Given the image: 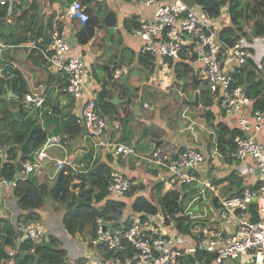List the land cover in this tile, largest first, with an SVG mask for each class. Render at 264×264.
I'll use <instances>...</instances> for the list:
<instances>
[{
    "label": "crops",
    "instance_id": "0c3cea01",
    "mask_svg": "<svg viewBox=\"0 0 264 264\" xmlns=\"http://www.w3.org/2000/svg\"><path fill=\"white\" fill-rule=\"evenodd\" d=\"M71 1L34 0V15L28 29L25 30L23 26L12 23V17L7 16L5 20L0 21V76H7L12 70H18L26 82L27 91L25 93L32 92L43 97L45 104L52 108L50 114L45 113L41 117L29 112L35 123L41 126L44 137L47 134L66 135L67 137L66 144H60V148L54 146L63 155L49 154L50 159L41 163L40 173L42 176L38 177L39 180H46L49 183L53 181L58 169H53L52 175L48 172L47 165L54 158L64 159L65 166L68 164L69 168L71 167L75 172L91 167L94 159L107 162L108 165L114 164L113 147L96 148L92 138L84 131L73 135L65 131L67 121L70 117L74 116L75 118L90 92L95 95L99 110L106 119L107 128L102 136L103 140L111 144L119 142L133 146L141 137L140 147L136 150L133 146L134 153L122 163L132 182L131 189L121 198V201L125 203L122 218H126L132 213V202L138 195L145 196L159 206L161 205L159 195L174 190V193L180 194L179 204L182 209L179 212L209 225L217 223V196L208 189L204 190V195H199L200 186L194 182L169 187L166 184L165 168L153 162L149 152L153 147V138L162 139L157 147L159 150L174 151L196 147L201 149L204 154V158L199 164L198 173L209 179L216 186L219 194L230 195L238 192L242 187L253 186L257 183L259 176L257 160L250 155L242 159H238L234 155L230 160H226L224 159L226 153H222L218 147V128L220 125L238 128L237 115L224 112L219 107L217 100L208 95L207 84L198 62L169 59V66L165 69L171 73L173 78L169 85L167 84L169 80L168 82L164 81L163 86L166 87V90L171 91L177 75L183 74L186 82H181V85L177 87V92L184 96L183 102L190 104L184 100H192L195 94H198V104H191L197 107V116L196 112L188 110L187 106L180 111V118L178 115L175 116L178 114L175 100L164 93L165 89L161 90L157 84L152 82L154 78L158 80L161 74V70L157 68L161 59L141 51V38L130 32V26L133 23L151 16L153 7L144 8L130 0L82 1L85 9L92 7L91 11L97 14L98 18H104L107 10H111L115 18L113 25L107 29L103 26H95L93 36L86 43H80L77 33L83 24L70 16L68 7ZM231 24L232 26L228 27L231 28L230 32L224 29L222 35L225 34L241 41L248 60L255 66V69L250 68L254 71V76L257 75L264 79V32L256 34L253 33L251 26L244 24L237 28L239 24L233 22ZM53 27H57L68 38L69 52L81 55L85 61L88 78L87 91L78 99L73 98L66 91L65 76L53 70L44 57V53L49 50V30ZM35 30L37 32L32 35ZM25 36L27 39L21 44L15 43L18 38ZM252 37L256 39L254 42L251 41ZM225 64L227 69L235 68L234 59L230 57L226 58ZM241 72L234 73L239 81H242ZM123 76L131 89L122 79ZM202 81L204 85L200 86ZM187 83L192 88L188 87ZM9 90L12 88L7 87L9 107L14 114L18 112L20 116V107L25 109L23 97L25 93L18 96L12 92L9 95ZM145 92L147 95L144 94ZM186 93H191V95L186 96ZM116 94H118L117 98ZM149 94L153 98L148 97ZM101 98L106 100L105 105L100 103ZM251 98L252 102L242 109V113L250 120L252 119L253 106L257 105V101L253 97ZM154 104L157 109L151 111ZM261 110L264 112V106ZM206 111L210 112L209 116L205 115ZM123 115L127 119V122H124L125 126L121 119ZM130 120L131 122L128 123ZM194 124H198L201 131L194 133L193 137L191 132L194 131ZM187 129L190 136L185 135ZM140 130L142 133L139 136ZM253 132L257 139L264 144V124ZM202 136L206 137L204 142H201ZM53 165H55L54 161ZM76 181L77 179L74 182ZM50 199L53 201L51 202L52 206L44 208V202L42 207L37 209L39 218L28 222L38 223L44 228L45 238L42 245L52 248H45L44 252L62 258L64 256H82L91 235L67 231L62 222L66 211L64 205ZM97 205L100 204L97 203ZM0 217L12 224L13 228L20 224L19 208L12 195V183H0ZM2 222H0V226H2ZM50 237L54 238L55 244L52 245L49 241ZM24 238L22 235V239ZM19 242L20 240L15 237L4 245H0L3 247L4 253L8 254L6 257L0 251V264H16V258L19 256ZM9 252H13V254L10 255ZM37 254L39 260L40 252ZM21 262L22 258L19 264ZM34 262L35 260L28 264H34ZM211 264L214 263L211 262Z\"/></svg>",
    "mask_w": 264,
    "mask_h": 264
},
{
    "label": "built area",
    "instance_id": "2783aa9c",
    "mask_svg": "<svg viewBox=\"0 0 264 264\" xmlns=\"http://www.w3.org/2000/svg\"><path fill=\"white\" fill-rule=\"evenodd\" d=\"M130 1L144 8H154L151 16L130 26L131 34L142 40L141 51L158 59L198 62L208 95L217 100L224 112L237 115L239 130L232 136L235 157L242 159L250 155L257 160L258 181L253 186L242 187L236 193L221 195L209 179L198 173L199 164L204 158L201 149H156L150 158L165 168L169 187L194 182L200 186L199 195H204V190L208 189L217 196L218 222L209 225L178 212L177 215L187 216L188 222L187 229L181 231L176 217L167 211L165 205H159L153 213L132 211L127 216L126 225H107L98 215L95 217V234L87 244L92 248L89 255L94 252L100 256L93 255L94 259L86 258V255L64 256L61 264H182L185 257L190 258L197 252L212 254L209 262L214 264H225L226 260L237 264H264V144L253 132L264 124V112L255 105L251 120L242 113L252 98L245 84L236 81L234 73L241 72L244 65L252 69L255 66L248 60L240 40L229 42L222 36V30L231 27L233 22L228 7H222L217 15H210L202 6H191L183 0ZM6 2L0 0V4ZM243 2L240 0V6ZM68 12L81 24L89 19L80 0H72ZM255 40V37L251 38V41ZM48 48V52L44 53L45 59L53 70L65 76L66 91L73 98H80L87 91L84 59L79 54L69 52L68 38L57 27L49 30ZM227 57L234 59L235 68H225ZM23 97L25 109L37 117L52 112L43 97L32 92L25 93ZM75 121L93 138L96 148L113 147L115 161L109 165L106 190L108 197L120 200L132 186L122 163L134 153L133 146L103 140L106 119L99 110L95 95L90 92L75 115ZM66 143V135L47 134L44 142L32 152V159L21 162L22 169L26 173H40L41 163L50 159L46 148L52 144ZM7 148L6 143L0 146V158H5ZM53 161L58 169L65 167L64 159L54 158ZM0 183L12 181L0 176ZM22 232L33 243L40 241L45 234L38 223L26 224ZM106 251L111 255H107Z\"/></svg>",
    "mask_w": 264,
    "mask_h": 264
},
{
    "label": "trees",
    "instance_id": "16d2710c",
    "mask_svg": "<svg viewBox=\"0 0 264 264\" xmlns=\"http://www.w3.org/2000/svg\"><path fill=\"white\" fill-rule=\"evenodd\" d=\"M80 1L90 2V0ZM34 3V0L30 2L7 0L5 4H0V21L5 20L7 16L12 17V23L23 26L24 30L28 29L34 15ZM195 3L201 5L210 15H217L222 7L227 6L233 23L239 24L237 28L251 20L253 33L264 32V0H244L242 6H240V0H195ZM91 10L92 7L86 9L89 19L84 22L77 33V39L80 43H86L93 36L95 26H103L107 29L114 23L115 15L111 10H107L102 19L98 18L97 14ZM241 23L243 24L241 25ZM226 30L229 31L231 28ZM35 32L37 31L35 30L32 35ZM222 36L226 35L223 34ZM26 39V36L18 38L15 43L21 44ZM226 39L229 42L234 40L229 36H226ZM241 71L242 81L237 78L236 81L245 84L248 95L253 97L257 101V106L262 109L264 106V79L257 75L254 76V71L248 67H241ZM7 87H11L12 92L18 96L27 91L26 82L18 70H12L7 76H0V146L3 143L8 145L5 158H0V176L12 181V195L16 206L19 208L21 222L16 228H13L12 224L0 217V222L3 221L2 226H0V245H4L16 237L20 240L19 250L30 252L35 249L36 254L40 252V259L34 264H61L62 257L48 255L44 250L37 251V248L41 246L43 249H52L42 245L45 236H42L41 243L37 245L31 243L29 237L22 239V227L29 221H35L39 218L37 209L42 207L46 197L64 205L66 211L62 222L67 231L88 233L91 236L95 234V217L98 215L107 225H126L127 217L122 218L125 203L121 199L114 200L107 196L106 178L109 165L104 161L94 159L91 167L79 172H75L71 167L58 169L50 183L46 180H39L36 173L24 172L21 162L32 159V152L44 142L45 137L41 126L35 123L29 115V111L23 107H20V116L14 117V112L9 107ZM205 115L209 116L210 112L206 111ZM65 127V131L70 135L83 131V128L75 121L74 116L69 118ZM238 130V128L222 125L218 128V147L222 153H226L224 156L226 160H230L235 155L232 136ZM75 179H77L76 182H74ZM179 198L180 194L171 190L159 195V203L166 206L167 211L176 217L178 228L185 231L188 226L187 216L177 215L182 209ZM101 201L103 202L100 203ZM157 208L158 205L143 195H138L132 202L133 212L153 213ZM49 241L52 245L55 244L54 238L50 237ZM106 254L111 255V252L106 251ZM212 258L210 253L197 252L190 258L185 257L183 262L184 264H195L197 261L203 260L209 262ZM33 261L34 257L29 255L22 257L21 264L33 263Z\"/></svg>",
    "mask_w": 264,
    "mask_h": 264
},
{
    "label": "rangeland",
    "instance_id": "374dc122",
    "mask_svg": "<svg viewBox=\"0 0 264 264\" xmlns=\"http://www.w3.org/2000/svg\"><path fill=\"white\" fill-rule=\"evenodd\" d=\"M188 4H193V3H195V0H185ZM252 23V21L251 20H248V21H246L244 24H246V26H251L250 24ZM243 23H241V25H242ZM243 24V25H244ZM34 25H35V23H34ZM19 26V25H18ZM20 50H23L22 48H20ZM169 59H166V58H162L161 59V61H160V64L157 66V68L158 69H160L161 70V74L159 75V77H158V80L156 79V78H154V81H152L153 83H155V84H157V86L161 89V90H164L165 89V91H164V93H167V95H170L174 100H175V102H176V109L178 110V114H174L175 116H177L178 115V118H180V111L184 108V107H186L187 106V108H188V110H191V111H195L196 112V116H197V107L196 106H193V105H191V104H187V103H184L183 102V98H184V96H182L181 94H179L178 92H177V87H179L181 84V82H186V79H185V76L183 75V74H178L177 75V77H176V81H175V85L173 86V88L172 89H170L171 91H169V90H166V87L165 86H163L164 85V81H167L168 82V80H169V82L167 83L168 85L170 84V82H171V80H172V78H173V76H171V73L170 72H168L167 71V69H165V68H168V66H169ZM195 63V62H194ZM196 64V63H195ZM92 68H93V66H92ZM94 70V69H93ZM163 80V81H162ZM161 81H162V84H161ZM200 86H203L204 85V83H203V81L199 84ZM187 86L188 87H190V88H192V86L191 85H189V83H187ZM147 92H145L144 94L145 95H147L146 94ZM163 93V94H164ZM191 95V93H186V96H190ZM148 97H150V98H153V96L151 95V94H149L148 95ZM105 102H106V100H104V99H100V103L101 104H103V105H105ZM107 103H109V102H107ZM157 109V107H156V104H154L153 105V107H151V111L153 110L154 111V109ZM164 108V107H163ZM135 116V115H134ZM121 119L123 120L122 122H123V124H124V126H125V123L124 122H127V119H126V117L123 115V116H121ZM129 119V118H128ZM131 122V120L128 122V123H130ZM193 129H194V131H192L191 132V135L194 137V133H196L197 131H201L200 130V128H199V126H198V124H194V126H193ZM120 131V130H119ZM116 131L114 130V133H115ZM141 133H142V131L140 130L139 131V136L141 135ZM178 133V132H177ZM185 135H188V136H190V132H189V130L187 129L186 131H185ZM203 137V136H202ZM205 136L202 138V140H201V142L203 141L204 142V140H205ZM141 139V137H139L138 138V140L136 141V143H134L133 144V146L135 147V149L137 150V148L138 147H140V142H139V140ZM198 145H201L200 143H197ZM54 146H59V148L61 147V145H56V144H52V145H49L47 148H46V150H47V153L48 154H51V155H54V156H62L63 155V153H61V151H59V149L58 148H55ZM52 147V148H51ZM54 147V148H53ZM199 147V146H198ZM53 169H58L55 165H53V161H49L48 162V165H47V170H48V172L49 173H51L52 175H53V172H52V170ZM37 175H38V177H41L42 175H41V173H36ZM159 193V192H158ZM44 202H45V204H44V208H46V207H51L52 206V204H51V202H53L49 197H46L45 199H44ZM21 222V221H20ZM45 235H43V237H44ZM43 239V238H42ZM42 239L40 240V241H38V242H35V245H37V244H39V243H41V241H42ZM31 243H32V241H30ZM47 249V248H46ZM86 251H85V253L82 255V256H85L86 258H88V259H94V257H92L93 255L94 256H100V254H96V253H92L91 255H89L90 254V252L92 251V248L89 246V245H87L86 246ZM44 249H43V247L41 246V247H38L37 248V251H43ZM238 262H235L234 263V261H232V260H226L225 261V264H237ZM182 264H184V262L182 263ZM198 264H211V262H200V263H198Z\"/></svg>",
    "mask_w": 264,
    "mask_h": 264
},
{
    "label": "water",
    "instance_id": "95a60500",
    "mask_svg": "<svg viewBox=\"0 0 264 264\" xmlns=\"http://www.w3.org/2000/svg\"><path fill=\"white\" fill-rule=\"evenodd\" d=\"M110 30H112V28H110ZM122 79L124 80V82L127 84V81H126V79H125V77L123 76L122 77ZM127 86H128V88H130L131 89V87L127 84ZM12 94V90H9V95H11ZM117 96H118V94H116V98H117ZM184 101H186V102H188V103H190V104H194V105H197L198 104V94H195V96H194V99H192V100H184ZM19 116V113L17 112L16 114H14V117L15 116ZM179 124H180V122H179ZM181 126V125H180ZM152 142H153V147H152V150L149 152V155H151L152 154V152L153 151H155L156 149H157V147H158V144L159 143H161L162 142V139H152ZM65 168L66 169H69V165L67 164L66 166H65ZM104 227H105V225H104ZM25 238H26V236H24ZM0 251L4 254V256H8V254L7 253H4V249H3V247H0ZM18 254H19V256L16 258V264H18V262L21 260V258L22 257H25V256H33L34 257V260H35V262H37L38 261V258H39V255L38 254H36V251L33 249V250H31L30 252H24V251H21V250H19L18 249Z\"/></svg>",
    "mask_w": 264,
    "mask_h": 264
}]
</instances>
